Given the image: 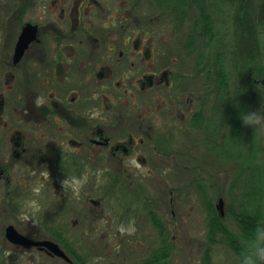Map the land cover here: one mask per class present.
<instances>
[{"label": "flooded vegetation", "instance_id": "1", "mask_svg": "<svg viewBox=\"0 0 264 264\" xmlns=\"http://www.w3.org/2000/svg\"><path fill=\"white\" fill-rule=\"evenodd\" d=\"M12 1L0 0L4 209L19 210L39 188L51 198L46 212H59L69 207L65 187L74 191L84 183L97 191V200L85 199L96 213L123 185L130 200L123 220H137L142 210L155 206L156 212L147 215L159 228L162 182L145 177L170 172L171 229L201 215L210 229L221 215L223 198L217 189L212 206L210 179L224 169L225 128L235 138L247 126L243 118L256 114L254 103L248 111L242 96L247 86L237 85L240 70L229 74L221 56L211 61L204 39H210L211 25L217 35L215 18L223 7L214 9L207 0ZM28 25L37 28L36 34L18 48ZM167 25L171 35L162 38ZM257 44L256 38L253 52ZM255 59L248 74L240 73L253 97L259 85ZM38 98L43 100L39 107ZM93 113L98 115L92 118ZM238 168L247 171L241 164ZM185 173L194 177L188 180ZM53 203L56 209L50 210ZM9 227L35 241L58 243L76 264L68 245L56 239L67 235L65 227L41 225L48 234L27 235L12 224L4 227L5 235ZM29 250L70 264L39 247Z\"/></svg>", "mask_w": 264, "mask_h": 264}, {"label": "rangeland", "instance_id": "2", "mask_svg": "<svg viewBox=\"0 0 264 264\" xmlns=\"http://www.w3.org/2000/svg\"><path fill=\"white\" fill-rule=\"evenodd\" d=\"M241 1L246 4L247 11H242ZM13 4L12 0H2V4ZM208 5L223 6L224 13L222 16H216L217 23L215 35L212 39L204 38L209 41V51L214 58L222 57L224 60L225 70L229 74L242 75L243 66L248 67L254 57L257 59V69L264 68V0H207ZM212 7V6H211ZM214 8V7H212ZM215 9V8H214ZM257 17L256 27L257 37L254 35V20ZM221 19V21H219ZM255 25V24H254ZM258 28V29H257ZM170 29L168 25L162 29L160 37H169ZM257 41V49L253 52L252 43ZM182 45V44H181ZM263 48V50H261ZM257 51V56H256ZM210 56V57H211ZM243 58V59H242ZM255 59V60H256ZM215 62V60H214ZM242 71V72H241ZM238 74L236 78L237 85L240 84L247 89L242 90V96L248 107V111L256 107V115L264 118V87L259 84L256 95H250V86L248 80H244ZM248 74V70L245 71ZM264 79V74L258 78ZM233 83V80H231ZM230 82V83H231ZM217 85V84H216ZM246 85V86H245ZM244 94V95H243ZM253 102V103H252ZM256 103V104H255ZM251 105V106H250ZM250 106V108H249ZM231 130L225 128V144L222 148L225 150L224 169L219 173L217 179L211 177L213 185L210 196L211 204L214 207L216 200L213 199L214 192L218 189L220 197L226 204L225 218L222 220V227L226 232L231 234L237 244L245 251L254 252V246L249 242L247 236L240 226V222L234 217V212L240 213L242 210L256 209L254 202H261L260 230L258 240H263V221H264V119L259 124L253 123L239 133V136L232 138ZM234 139V140H232ZM242 165L247 171H238L239 165ZM170 172H161L160 174H147L146 181H161L163 188L159 202L160 214L159 223L166 230V236L159 235L158 227L154 225V220L149 217L148 211H155V206L147 207L146 211H141L137 215V220H123L127 217L128 204L130 200L126 195V189L119 185V194H113L109 199L104 200V204L95 210L87 197L95 200L97 191L89 188L90 185L82 183L73 191L71 187H65V202L69 207H63L59 212H46L47 202L51 198H44L41 193L36 197H30L29 200L20 202V209L9 207L4 209L5 200L0 198V264H65L59 259L51 258L36 250H26L22 247L14 246L5 239L4 227L16 225L23 228L26 234L34 233L48 234L43 231L49 228H57L59 225L65 227L66 236L63 245H68L84 259L85 264H140L150 260L155 251L158 250L163 238L166 239L169 257V264H242L239 257L229 245L224 233L217 231L215 234L209 233L208 222L201 217H195L189 222H179L175 229H171L173 222L170 215L169 191L171 190ZM188 180L192 179L188 173L183 174ZM211 176L214 173H210ZM218 183V185H217ZM253 187L260 196L249 197V186ZM122 187L124 192L122 194ZM113 190V189H112ZM69 193V195H68ZM46 196H51L46 194ZM59 195H57L58 197ZM70 196V197H69ZM37 200L40 205V212L37 216H32L33 210L29 207L30 200ZM134 199V198H133ZM2 200V202H1ZM2 203V204H1ZM157 203V200L155 201ZM217 204V202H216ZM53 203L50 210L56 209ZM85 205V206H84ZM90 206V208L88 207ZM59 206V205H58ZM86 207V208H85ZM71 215L63 213L71 212ZM75 211V212H74ZM94 211V212H93ZM21 213H26L32 219H36L38 225L34 226L30 221L23 222L19 219ZM57 213V214H56ZM131 219V218H129ZM77 221V222H76ZM123 227L125 232H121ZM135 227V234H127V230ZM40 228V230H36ZM22 229V230H23ZM56 240L55 238H51ZM10 256H5V252ZM205 257H208L205 259ZM210 258V260H209ZM76 264H80L76 262Z\"/></svg>", "mask_w": 264, "mask_h": 264}, {"label": "trees", "instance_id": "3", "mask_svg": "<svg viewBox=\"0 0 264 264\" xmlns=\"http://www.w3.org/2000/svg\"><path fill=\"white\" fill-rule=\"evenodd\" d=\"M234 2L236 3V0H234ZM211 6L214 7L213 5H211ZM246 7H247L246 4L243 3V1H241L242 11H244V10L247 11ZM214 8H216V7H214ZM257 27H258V25H257ZM209 30H210V35H211L210 38L212 39L215 36V34H213L212 25L210 26ZM256 37H257V35H256ZM257 41H259L258 38H257ZM261 50H263V48H261ZM243 67L245 68V70H243V72H245L247 70L250 71L249 65H248V67H245V66H243ZM260 69L261 70H258L257 75L255 76L257 79L264 74V68H260ZM249 189H250L249 190L250 193L248 194L249 197L252 198L255 196L258 200V197L260 196V194H258L257 188H256V191H254L253 187L251 185V186H249ZM255 204H256V209L250 208L249 210H242L240 213H237V214H236V212H234V214H233L235 219L240 222V226H241L242 230L244 231L245 235L247 236V239H249V242L253 246H254L255 241H257L258 237H259L258 234H259V230H260V221H261L260 220L261 219L260 218V215H261V208L260 207L262 205L260 201L254 202L253 205H255ZM160 228L159 229H160L161 235L164 236V238H165L166 230L162 226ZM216 230L225 234V236L227 237L226 239L229 240L230 247L234 250L235 254L239 257L240 262L243 264V257L247 253V251H245V253H244L242 248L239 247V245L237 244V241L233 239L231 234L227 233L226 229H223L222 222L220 220V217H218V216L216 217V220L214 222L211 221L209 233L215 234L217 232ZM56 238L61 242L63 241L62 237H56ZM164 238H163V242L161 243V249L155 251L154 256L150 260H147V261L140 263V264H169L167 262L168 257H169V249H168L166 239H164ZM66 248L70 252V255L77 262H79L80 264H85L84 259L80 258V256L74 251V249H72L69 246H66ZM253 250H255V249L253 248ZM206 258H208V257H205V259ZM209 260H210V258H209ZM204 263L207 264L206 260H204ZM208 264H210V263H208Z\"/></svg>", "mask_w": 264, "mask_h": 264}, {"label": "clouds", "instance_id": "4", "mask_svg": "<svg viewBox=\"0 0 264 264\" xmlns=\"http://www.w3.org/2000/svg\"><path fill=\"white\" fill-rule=\"evenodd\" d=\"M37 106H41L43 104V100L42 99H37L36 101ZM98 115V113H93V117L95 118ZM264 119L262 117L257 116L255 113H253L251 116H245L243 118V123L245 125H250L253 123L259 124L261 122V120ZM87 178L85 177V180ZM65 184L67 183L66 181L64 182ZM77 185L80 184V181L77 180L76 181ZM34 192L36 195H39L40 193V189L36 188L34 189ZM29 207L33 210L32 212V216H37V214L40 212V205L38 203L37 200L33 199L29 201ZM19 219L23 222H31L34 226L38 225V222L36 219H32V217H30L28 214L26 213H21L19 216ZM120 231L123 233L125 232L124 228L121 227ZM135 227H131L127 230V234L129 235H133L135 234ZM254 252H247L244 257H243V264H264V240H257L254 243ZM5 256H10L11 254L9 252H5L4 253ZM19 264V262H18Z\"/></svg>", "mask_w": 264, "mask_h": 264}, {"label": "water", "instance_id": "5", "mask_svg": "<svg viewBox=\"0 0 264 264\" xmlns=\"http://www.w3.org/2000/svg\"><path fill=\"white\" fill-rule=\"evenodd\" d=\"M37 28L33 27L31 25H28L23 33L21 34L18 48H25L27 44L29 43V38L33 37L36 34ZM264 84V81H263ZM219 208L221 211V214L224 215V201L222 200L219 204ZM263 234H264V224H263ZM6 238L11 243L22 246L24 248H31V247H39L40 249H46L49 251L50 254L56 255L58 257L63 258L64 260L70 262L69 257L64 253V251L53 241H34L32 239H29L26 236L21 235L18 233L13 227H9L6 232ZM264 240V238H263Z\"/></svg>", "mask_w": 264, "mask_h": 264}]
</instances>
